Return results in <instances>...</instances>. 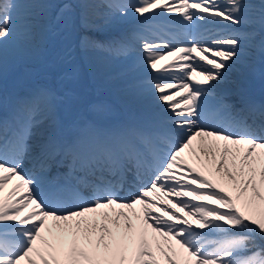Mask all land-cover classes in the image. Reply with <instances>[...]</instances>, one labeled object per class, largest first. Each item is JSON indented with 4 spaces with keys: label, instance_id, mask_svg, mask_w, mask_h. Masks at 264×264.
<instances>
[{
    "label": "snow or ice",
    "instance_id": "obj_1",
    "mask_svg": "<svg viewBox=\"0 0 264 264\" xmlns=\"http://www.w3.org/2000/svg\"><path fill=\"white\" fill-rule=\"evenodd\" d=\"M18 7L16 0H0V45L16 34ZM249 7L244 0L119 6L122 15L130 9L149 22L136 36L142 62L173 81L153 84L170 110L167 126L89 132L74 130L70 120L67 135L52 131L29 143L37 117H53L57 102L71 113V88L61 97L37 90L18 102L10 120L0 118V264H264V248L253 242L255 235L264 237V134L247 123L258 115L264 127V105H249L239 120L224 122L220 113L233 107L226 94L216 112L201 102L202 86L224 81L242 45L254 39L253 32L218 34L215 27L247 23ZM161 13L208 27L186 42L157 43L150 21ZM65 79L72 82L75 71ZM30 153L40 173L62 157L64 182L39 192L40 176L22 167ZM151 173L138 191L117 194L128 174L140 179ZM80 186L92 189L91 199L79 201ZM69 198L78 202L64 206Z\"/></svg>",
    "mask_w": 264,
    "mask_h": 264
},
{
    "label": "rangeland",
    "instance_id": "obj_2",
    "mask_svg": "<svg viewBox=\"0 0 264 264\" xmlns=\"http://www.w3.org/2000/svg\"><path fill=\"white\" fill-rule=\"evenodd\" d=\"M16 2L19 5L14 13L16 34L0 45V118L10 120L18 102L37 90H47L53 97H61L68 88L72 89L71 113L64 104L57 102L53 117L49 118L45 114L37 117L44 124H47V119H52L61 133H66L70 120L76 125L74 130L86 128V131L95 132L96 124L86 113L89 105H93V98L99 101L96 106L100 105V98L110 104L107 109L100 106L101 113L121 115L120 118L132 123L130 127H135L133 121L140 119L133 115L144 117L150 110L155 112L154 104L163 103L158 100L159 94L153 84L156 79L163 78L166 82L172 80L146 68L138 60L137 55L141 57V49L136 36L142 24L140 20H136L135 25L123 30L128 20H121L119 3L116 4L114 0ZM244 2L250 5L246 12L247 23L222 26V30L214 29L218 34L233 30L254 33L251 43L242 45L243 55L239 61L226 74L231 88L225 102L233 107L220 113L224 116V122L239 120L241 115L248 113L249 105L256 108L264 105V100H259L256 96L264 94V29H261L264 28L261 24V5L264 0ZM108 11L110 15L107 14ZM116 21L121 22L119 27ZM25 22L29 25L27 29ZM119 30L121 31L118 32ZM150 35L153 36L151 30ZM259 38H262L260 42ZM73 70L75 79L69 82L65 79V74ZM243 76L246 77L245 81H242ZM243 82L248 85L249 91L256 93L255 95L253 92L257 102L246 103L244 98L242 102V94L238 93L237 88ZM146 85L152 87L144 89ZM204 88L212 99L216 112L220 99ZM241 109L244 110L243 113ZM160 114L167 115L166 112ZM152 117L155 120L158 115ZM106 120L111 119L103 120L109 125ZM247 123L257 134H264L258 115L255 122L249 116ZM123 124L125 125L124 122ZM26 160L23 164L29 165V157ZM150 179L151 174H145L136 182L129 181L127 188L117 189L116 192L121 197L128 196L129 193L138 191L141 184L149 182ZM79 201L87 199L80 198ZM257 236L264 240V237Z\"/></svg>",
    "mask_w": 264,
    "mask_h": 264
},
{
    "label": "bare ground",
    "instance_id": "obj_3",
    "mask_svg": "<svg viewBox=\"0 0 264 264\" xmlns=\"http://www.w3.org/2000/svg\"><path fill=\"white\" fill-rule=\"evenodd\" d=\"M124 1H125V5H127L129 3H135V0H124ZM131 18L132 19L133 18H138V19L142 20V18L138 17L130 9L128 10V13L126 15H122L121 14V20H128V19H131ZM145 22H147V21H145ZM116 23H117L116 25L119 26L118 24L121 23V22H117L116 21ZM162 23H171V25L173 24V25H176V26L185 25V26H188L189 28H191L193 26V24H197L198 28L196 30H199L200 33L206 27H208V25H206L205 22H203V21H194L193 23L189 24V22L183 20L182 17H180V16H178L176 14H167V13H161V14L155 16V17H152L151 21H150L151 25H161ZM112 25L114 26V24H110V26H112ZM128 25L129 24L127 23L126 27L130 28ZM216 27H219V25L216 26ZM154 32H156V31H154ZM187 38H188L187 36L182 34V36L176 35L174 39L175 40H180V39L184 40V39H187ZM154 42H156V41H154ZM179 43H181V42H178V44ZM137 58H138V60L140 62H142L141 57L139 55H137ZM197 60H198V58H197ZM162 77L168 78L169 74L165 73ZM244 78L245 77L243 76L242 77V81H244ZM230 85L231 84L228 82V80L225 79L224 81H221V82H215V81L210 82L208 85H204L202 87H206L208 90L212 91L215 94L214 97H216V96L217 97H221L222 94H226L227 95L228 91L231 88ZM150 87H152V85H146L144 87V89H149ZM178 90L179 89H177V91ZM237 91H238L239 94L241 93L242 95H247V92H248L247 84L245 82H243V84L237 88ZM168 94H170V93H168ZM178 102H179V98H177V103ZM201 102H202V104L204 105L205 109L208 112H214V104L212 103V99L210 98V96L208 94H206L205 96L201 97ZM251 103H255V102H251ZM154 105L156 106V109H155L156 114L146 113L147 117H141L140 118L141 120H139V122L141 124H143L145 126V128H150V126L156 125L155 121H157L159 123V125H161V126H167V118L170 116V110L167 109L163 103L154 104ZM162 112H166L167 113L166 117L158 116L155 119V121L151 118L152 115L156 116L157 114H160ZM220 116H221V119L224 120L223 114H220ZM149 119H151L153 121V122H151V124L147 123V121H149ZM38 121H39L38 127H36L33 130L34 134H33L32 139L30 140V142L34 143V144H36L37 142L42 141V139L46 137L47 133L52 132V131H56L57 132L55 124L53 122H50L51 121L50 119L46 120L47 124H44L43 120H38ZM83 129L86 131V128H83ZM121 129H124V128H121ZM114 132H118V130L115 129ZM28 157H31V153L29 154ZM40 174H41L42 178H40L39 185L40 186L43 185L44 188H43L42 191H41V189H39V192L46 193L49 190V188L54 184V182L52 180V174L49 173V170H47V169L43 173H40ZM29 208H30V206H29ZM29 208H23V209H21V212L22 213L27 212L29 210ZM13 223H16V222H13ZM49 224H51V221H49Z\"/></svg>",
    "mask_w": 264,
    "mask_h": 264
},
{
    "label": "trees",
    "instance_id": "obj_4",
    "mask_svg": "<svg viewBox=\"0 0 264 264\" xmlns=\"http://www.w3.org/2000/svg\"><path fill=\"white\" fill-rule=\"evenodd\" d=\"M254 245L258 248H264V240L259 238L257 235L253 238Z\"/></svg>",
    "mask_w": 264,
    "mask_h": 264
}]
</instances>
